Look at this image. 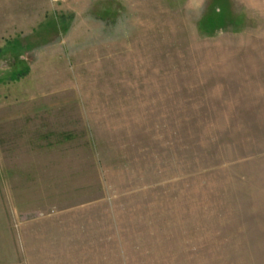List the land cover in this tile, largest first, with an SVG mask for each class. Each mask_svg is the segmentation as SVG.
I'll return each mask as SVG.
<instances>
[{
    "label": "rangeland",
    "instance_id": "rangeland-1",
    "mask_svg": "<svg viewBox=\"0 0 264 264\" xmlns=\"http://www.w3.org/2000/svg\"><path fill=\"white\" fill-rule=\"evenodd\" d=\"M14 12L0 264H264V0Z\"/></svg>",
    "mask_w": 264,
    "mask_h": 264
},
{
    "label": "crops",
    "instance_id": "crops-1",
    "mask_svg": "<svg viewBox=\"0 0 264 264\" xmlns=\"http://www.w3.org/2000/svg\"><path fill=\"white\" fill-rule=\"evenodd\" d=\"M1 7H2V12L0 14V34L2 33V35L0 36L2 37L0 38L14 39L15 38V20H14L15 0H2ZM4 15H6V18L3 17ZM3 25L4 26L6 25V28Z\"/></svg>",
    "mask_w": 264,
    "mask_h": 264
},
{
    "label": "trees",
    "instance_id": "trees-1",
    "mask_svg": "<svg viewBox=\"0 0 264 264\" xmlns=\"http://www.w3.org/2000/svg\"><path fill=\"white\" fill-rule=\"evenodd\" d=\"M209 15H211V16L209 17L210 19L214 18L213 24L216 25V24L218 23L217 20L220 18V17H217V16H220L221 14H217V12H216L214 9H211ZM209 15H208V16H209ZM220 21H221V20H220ZM220 21H219L218 25L220 24ZM221 22H222V21H221Z\"/></svg>",
    "mask_w": 264,
    "mask_h": 264
},
{
    "label": "built area",
    "instance_id": "built-area-1",
    "mask_svg": "<svg viewBox=\"0 0 264 264\" xmlns=\"http://www.w3.org/2000/svg\"><path fill=\"white\" fill-rule=\"evenodd\" d=\"M52 2H56L57 0H51Z\"/></svg>",
    "mask_w": 264,
    "mask_h": 264
}]
</instances>
